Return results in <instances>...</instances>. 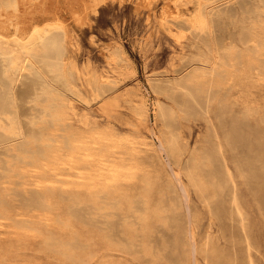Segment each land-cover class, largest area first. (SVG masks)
<instances>
[{
    "label": "rangeland",
    "instance_id": "1",
    "mask_svg": "<svg viewBox=\"0 0 264 264\" xmlns=\"http://www.w3.org/2000/svg\"><path fill=\"white\" fill-rule=\"evenodd\" d=\"M256 1L209 0L211 6L214 7V13L219 15L215 19L211 35H198L182 20L169 19L167 23L164 22V18L169 16L170 13L172 14V12L187 14L192 11L195 7L192 0H174V2L173 0H152L151 6L139 9H137L136 1L109 0L98 4L94 9L91 7L92 3H90L88 6L89 15L83 22L72 21V18L68 19L72 22L69 27L68 37L66 35L67 53L65 63L69 69H74L76 72L75 88L90 94V83L93 82L94 78L98 79L99 82L111 80L115 82V87L109 92L111 96L116 97L130 93L136 96V99H146L153 106L148 121L136 122L125 113L122 103V106L118 108V113L111 119L112 121L114 120L115 124L117 123L116 125L121 130L135 128L141 134L155 138L158 142L159 136L160 138L163 136L164 126L162 121L155 115L154 103L161 100L174 108L176 112L175 125L180 127V129L176 127L180 137L178 138V151L172 154L164 151L163 158L164 160L168 158L165 162L169 161L170 166H167L170 169L176 168L177 172L181 174L189 191L184 195L183 191H180L181 187H178L180 185L175 180L169 184V187H174V189L171 188L169 190L170 188H166L171 198L174 197L178 203L182 201L180 202L182 204H180L182 216L179 221L180 225L178 224L179 227H176V223H171L166 230L162 225H157V228L153 230L152 244L155 246V253L158 251L157 254L151 253L147 249L148 246L142 247L141 238L138 237L137 239L140 240H133L131 247H117L112 251L98 248V253L95 252L96 254L61 257L55 260L53 264H264V108L248 105L243 97H239L238 92H234L230 94L228 100L222 99L220 95H214V98L211 97L209 99L210 103L207 109L205 108V102L201 99L199 104H193L194 111L189 113L183 109L180 100L177 103L178 101L165 95H156L152 88L156 84L175 85L194 70L195 67L204 66L211 68L216 63L218 65L221 64L219 61L224 57L223 55L228 49L243 48L244 45L239 41L242 36H239V33L243 24L247 23L242 24L240 20L232 22L230 19L221 18L220 15L252 12L256 6ZM260 42L264 51V35H261ZM253 43V41L248 43L250 47L248 44L245 45L246 49H251L255 45ZM235 45L237 46L235 47ZM218 52L219 54L217 55ZM3 68V61L0 58V96L6 94L9 86L4 76ZM33 82L34 76L24 72L17 82V88L15 87L16 97L22 113L27 118L26 120L31 115L29 87ZM179 95L182 96L181 92L178 93ZM90 103L89 106L76 101L75 106L80 113H90L89 115L96 118L98 122H104L105 119L99 113L100 103L95 101ZM222 105L224 108H222ZM229 106L230 108L232 107L230 110H228ZM92 108L95 110H92ZM219 112L225 115L223 116ZM222 116L229 120L235 119L231 123L229 120L227 122V119ZM245 116L246 118L248 117L251 124H249V120L247 119V121ZM230 117L233 118L230 119ZM220 120H224L226 123L224 121L221 123ZM52 123L68 126L65 131L58 130L49 134H42L38 142L54 144V151L57 153L64 151L62 157H55L50 161L42 160L51 155L52 151L48 149L40 152L38 160H28L25 164L10 172V175H18L17 180L28 179V183L21 186L18 190L21 192L32 190L41 193V205L44 208L58 206L60 201L50 198V193L58 191H66L67 193V190L72 188V184L64 183V178L59 179L57 183L52 181L38 182L36 177H41L46 173L50 175L60 173L68 174L71 180L82 181L83 179L78 175L82 174L85 167H99L105 160L112 162L117 158L116 150H111L106 157H103L102 148L107 145L108 139L107 137L101 138L99 131L95 130L89 135L73 134V130L81 128L73 115L62 113L59 117L53 119ZM232 124L234 125L233 127ZM239 126H241V129ZM82 127L90 129L83 125ZM231 127L233 130L230 129ZM242 127L245 130H242ZM255 129H257L258 133H256ZM227 134L230 136L227 137ZM244 134L246 135L244 136ZM68 143L71 146H68ZM96 143H99L100 147L93 148L92 145ZM9 146L8 140H0V166L4 162ZM90 147L92 148L90 149ZM83 150H86V152L82 153ZM219 152L220 156L218 155ZM202 155H204V158L206 157L205 155L209 156V158L204 159ZM92 156L95 158L91 159ZM119 158L128 161L125 152ZM213 159L215 163L214 161L212 162ZM224 164H226L225 167ZM33 165H39L34 175L22 173L23 168ZM69 165L73 166L68 170ZM207 170H210L211 173H208ZM117 173L124 174L121 179L122 182L129 180L127 174L130 173V169H123L116 165H109L105 168L100 167L91 171L89 179L108 178ZM190 173L196 174L201 179L199 186L192 184L189 179ZM210 175L211 177L206 179ZM218 176L220 177L217 179ZM223 180L229 182H225L223 189L216 188L218 181ZM228 184H230L229 188L227 187ZM193 188L198 189L194 190ZM217 192L219 193L217 194ZM185 196H188V198ZM236 197L237 201L241 202L235 201ZM17 199L20 201V197H17ZM184 200L186 201L185 203ZM222 200H226L225 203ZM232 201L234 203H231ZM209 202L211 205H209ZM85 204H89V202L80 201V205ZM93 207L94 210H97L96 206ZM187 207H191L189 208L191 215L187 212ZM236 207L239 211L236 210ZM53 214L55 215L56 213ZM23 219V217H14L13 215L0 217V235L2 236L0 248L5 243L16 245L21 240L28 243L31 242V238L21 233L25 230H31L36 227L38 231H33V234H36L39 230L45 231L54 228L53 225L47 224L39 226L35 223L37 220H34V218H29L26 221ZM182 219L184 220L182 221ZM14 223L16 224L13 229L17 232L15 236L8 233L9 229L7 228L8 225ZM61 233L60 230H55L51 238L57 240L61 238ZM117 234L120 235L119 232ZM117 234L116 237L121 240ZM163 234L166 235V238ZM217 248L218 251H216ZM22 249L29 251L25 246ZM219 250L222 252L220 253ZM195 252L196 254L194 255L193 253ZM192 255L195 257L194 259ZM4 257H15V253H5ZM19 260L13 264H39L38 261L33 262L29 254L21 255Z\"/></svg>",
    "mask_w": 264,
    "mask_h": 264
},
{
    "label": "bare ground",
    "instance_id": "2",
    "mask_svg": "<svg viewBox=\"0 0 264 264\" xmlns=\"http://www.w3.org/2000/svg\"><path fill=\"white\" fill-rule=\"evenodd\" d=\"M107 1L109 0H0V58L3 61L4 76L9 84L6 94L0 96V140H8L10 144L6 157L4 156V162L0 166V217L13 215L14 217H23L25 221L29 218H34V220H37L35 223L39 226L43 224L54 226L52 230H39L36 234H33V231H38L36 227L21 232L26 237L31 238V242L29 243L24 240L17 242L16 245L5 243L0 248V264L16 263L20 261V256L25 254H29L33 262L38 261L39 264H53L55 260L61 257L88 256L94 254L98 251V248L112 251L117 247H131L133 240L138 237L141 238L142 247L148 246L147 249L151 253L157 254L158 251L155 253V246L152 244V233L157 228L156 226L162 225L166 230L171 223H176V227L178 224L180 225L179 221L182 216L180 202L182 201L180 199L178 203L174 197L171 198L166 188H170V182L175 180L180 185L178 187H181L180 191H183L184 195L189 190L185 186L181 174L177 172L176 168L170 169L168 167L170 166L169 161L167 160L168 164L165 162L168 158L165 156L166 159L164 160L163 158L164 151L169 154L178 151V138L180 137L178 136L176 127L179 126L175 125L176 112L174 108L167 102L159 99L158 102L154 103L155 115L162 121L164 126L163 136L161 135L162 138L159 136V143L155 138L141 134L135 128L121 130L116 125L117 123L115 124L113 122L114 120L112 121L111 119L118 113V108L122 106V103L125 108V113L136 122L148 121L153 106L146 99H136V96L130 93L116 97L111 96L109 92L115 87V82L111 80L99 82L98 79L94 78L93 82L90 83V94L81 92L74 85L76 80L75 70L69 69L65 63L67 53L66 35L68 37L71 22L85 21L89 15L88 6L90 3H92L91 7L94 9L98 4ZM132 1H136L137 9H139L151 6L152 0ZM192 2L195 6L192 11L187 14L172 12V14L170 13L169 16L164 18V22L167 23L169 19L182 20L198 35H211L214 29L215 19L219 15L214 13V7L211 6L209 0H192ZM220 17L230 19L232 22L240 20L242 24L247 23L245 25L243 24V27H241L242 30L239 33V36H242L239 41L242 42L245 48H227L228 51L221 58L222 62L218 60L221 64L218 65L216 63L211 68L199 65L200 67H195L196 69L194 68L191 72L189 71L190 73L188 75L185 74L186 76L175 85L156 84L152 87L153 91L156 95H165L168 98L178 101L177 103L181 101L180 103L183 109L189 113L194 111L193 104H199L201 99L205 102V108L207 109L210 103L209 99L214 95H220L222 99L228 100L230 94L234 92H238L239 97H243L248 105L264 108V51L262 50L260 42L261 35H264V0H257L252 12L220 15ZM69 18H72V21L68 20ZM252 41L255 45L251 49H246L245 45ZM24 72L34 76V82L29 87L31 115L28 120H26V116L20 109L15 92L17 82ZM179 92H181L182 96H178ZM76 101L89 106L92 101L100 103L99 113L105 121L98 122L96 118L89 115L90 113L88 111L89 114L80 113L76 109ZM222 108H224L223 105ZM231 108L229 106L228 110ZM62 113L73 115L79 123L78 126L81 128L73 130V134L89 135L97 130L101 138L107 137V145L102 148L103 157H106L111 150H116L117 158L112 162L105 160L99 167H85L82 174L78 175L83 179L82 181L71 180L68 174L60 173L55 175L46 173L41 177H36L38 178V182L52 181L53 183H57L59 179L64 178V183L68 182L72 184V188L68 189L67 193L66 191L50 193V198L60 201L58 206L44 208L41 205V193L32 190H25L24 192L18 190L21 186L28 183V179L26 178L23 181L17 180L18 175H10V172L19 168L28 160H38L40 158V152L48 149H51V155L42 160L50 161L55 157H62L64 151H59L58 153L54 151V144H42L38 142L42 134H49L58 130L65 131L67 129L68 125H55L52 123L53 119L59 117ZM219 113L223 115V113ZM233 120L229 121L232 123ZM235 121L237 122V120ZM260 121L263 122L264 119ZM236 122L234 123L236 124ZM248 122L251 124L250 120ZM233 124L232 127L235 125ZM82 125L90 129L83 128ZM239 128L241 129V126ZM243 129L245 130L242 127ZM256 133L258 132L256 131ZM228 136L230 135L227 134ZM226 139L229 141L228 138ZM68 146H71L70 143H68ZM92 147L98 148L100 144H93ZM84 152L86 150L82 151V153ZM124 152L127 155L128 161L119 158ZM208 155L210 156V154ZM205 156V158L203 157L204 159L209 158V156ZM94 158V156L91 157V159ZM216 159L218 160V157ZM109 165H116L123 169L129 168L130 173L127 174L129 180L122 182L121 179L124 175L122 173L113 174L108 178L100 177L97 179H89L91 171L100 167L105 168ZM38 166L33 165L23 168L22 173L34 175ZM72 166H67V169H71ZM210 177L211 175L207 176L206 179ZM189 179L194 186L201 184V179L196 174L190 173ZM218 182L216 188H222L227 181L223 180ZM33 183L35 182L33 181ZM197 189L195 188L194 190ZM17 197H20V201H18L19 198L17 199ZM185 197L188 198V196ZM185 200L184 203L186 202ZM80 201H86L89 204L80 205ZM233 201L231 203H234ZM235 201H237V197ZM210 202L209 205H211ZM93 206H96L97 210H94ZM189 208L191 207H187V212L190 214ZM236 210H238L237 207ZM53 213L56 214L54 215ZM183 214L185 215L184 212ZM192 221L194 222V220ZM15 224L7 226L9 229L8 233L14 236L17 233L13 229ZM55 230L62 232L61 238L57 240L51 238ZM116 234L121 240L116 237ZM163 236L166 238V235L163 234ZM1 237L0 235V239H2ZM24 246L29 251H24L22 249ZM216 251H218V248ZM9 252H14L15 257L3 258V255ZM193 254L195 255L196 252Z\"/></svg>",
    "mask_w": 264,
    "mask_h": 264
}]
</instances>
